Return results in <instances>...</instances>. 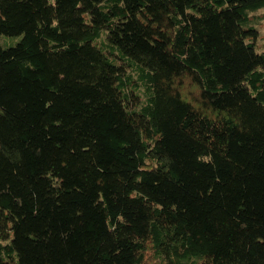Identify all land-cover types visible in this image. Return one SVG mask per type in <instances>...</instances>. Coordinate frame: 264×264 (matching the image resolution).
<instances>
[{"label":"trees","instance_id":"trees-1","mask_svg":"<svg viewBox=\"0 0 264 264\" xmlns=\"http://www.w3.org/2000/svg\"><path fill=\"white\" fill-rule=\"evenodd\" d=\"M264 0H0V264H264Z\"/></svg>","mask_w":264,"mask_h":264},{"label":"rangeland","instance_id":"rangeland-1","mask_svg":"<svg viewBox=\"0 0 264 264\" xmlns=\"http://www.w3.org/2000/svg\"><path fill=\"white\" fill-rule=\"evenodd\" d=\"M256 23L254 24L255 37L254 45L255 48L260 51L264 44V8L256 11L252 14Z\"/></svg>","mask_w":264,"mask_h":264}]
</instances>
